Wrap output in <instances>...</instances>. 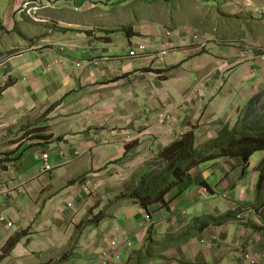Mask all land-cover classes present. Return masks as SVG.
<instances>
[{"label": "crops", "instance_id": "obj_1", "mask_svg": "<svg viewBox=\"0 0 264 264\" xmlns=\"http://www.w3.org/2000/svg\"><path fill=\"white\" fill-rule=\"evenodd\" d=\"M28 1L50 24L22 11ZM129 4L0 0V264H52L70 245L61 264H99L112 239L125 246L111 264H264V211L255 209L264 152L191 168L182 190L148 210L149 228L138 200L118 198L184 134L200 146L225 126L262 121L264 40L253 33L245 45L239 29L243 43L211 37L202 47L193 26L153 19L146 0L132 15ZM138 44L146 56L129 57ZM165 110L171 119L159 125ZM90 180L100 183L92 198ZM235 207L254 212L243 226L197 222ZM89 243L90 253L76 249Z\"/></svg>", "mask_w": 264, "mask_h": 264}, {"label": "trees", "instance_id": "obj_2", "mask_svg": "<svg viewBox=\"0 0 264 264\" xmlns=\"http://www.w3.org/2000/svg\"><path fill=\"white\" fill-rule=\"evenodd\" d=\"M245 126L239 125L233 128L225 126L219 132L217 139L209 144L215 148L214 150L219 155L211 153L208 148L195 147L193 131L186 133L180 140L175 141L159 153L158 159L153 163V169L142 177L138 186L121 194L118 198L138 200L146 211L157 205L164 207L167 204L166 196L173 188L183 189L184 177L191 168L220 157H240L248 162L254 154L264 152V116L261 125L250 124L247 128ZM258 172L259 181L255 188V209L262 211L264 210V160L259 165ZM234 216L233 213L229 212L217 218L210 216L197 219V222L203 225L222 224L233 219ZM151 238L152 234L149 231L147 239L151 240ZM13 245L14 241H10L7 247L11 248ZM68 255L69 252L63 254L62 259ZM144 255L136 257L137 261L150 259V256Z\"/></svg>", "mask_w": 264, "mask_h": 264}, {"label": "rangeland", "instance_id": "obj_3", "mask_svg": "<svg viewBox=\"0 0 264 264\" xmlns=\"http://www.w3.org/2000/svg\"><path fill=\"white\" fill-rule=\"evenodd\" d=\"M120 2L122 0H112V5L110 6L120 5ZM125 2L132 3L126 6L127 9H132V15L135 12L138 13L140 6L146 5L145 0H125ZM146 2L149 3V5H146L150 9L149 11L154 12H151L153 19L157 15L160 19L163 18L181 23V28L190 29V26H193L196 29L195 32L198 31L197 34L193 35V39L197 43L199 42L198 45L200 46H202V42H200L199 37L208 41L205 45L214 41L211 37L225 39L223 41L227 43L244 42L245 45H248L249 43L246 41L247 36L253 33L257 34L255 36L257 40H264V0H146ZM239 29L240 33L244 35L243 42H241V38L237 35ZM257 124L261 125L262 121L259 120ZM4 137L5 134H0V145L5 153L7 151V142ZM216 139L201 143L202 145L200 144V146L195 145V147L208 148V150H211V153L219 155L214 150L215 148L209 145ZM161 166H159L160 169H162ZM131 186H136L135 181L131 183ZM2 191L8 192L5 186L0 189V192ZM94 192L98 194L99 189ZM233 211L231 213L237 215ZM1 221L3 222L4 219L2 218ZM78 235L77 231L75 236ZM74 243L73 239L72 249H74ZM67 252L72 253L71 245L69 250L63 253Z\"/></svg>", "mask_w": 264, "mask_h": 264}, {"label": "clouds", "instance_id": "obj_4", "mask_svg": "<svg viewBox=\"0 0 264 264\" xmlns=\"http://www.w3.org/2000/svg\"><path fill=\"white\" fill-rule=\"evenodd\" d=\"M26 4H28V8H33V7H36L37 9H35V14L33 15V16H31V15H29L28 13H27V11H26V9H24V6L26 5ZM41 8V5H40V3H38L37 1H28V2H26V3H24L23 5H22V11H24L26 14H27V16L32 20V21H34V22H41V23H46V24H50V21L48 20V19H44V18H41L40 17V15H39V13H38V11H39V9ZM32 12V11H31ZM33 17H37L38 19H40V20H46V21H36V20H34L33 19ZM166 32L167 31H165V35H166ZM171 32V31H170ZM172 33V32H171ZM204 35V34H203ZM172 36V35H171ZM170 36V37H171ZM167 37V36H166ZM139 45V44H138ZM145 45V44H144ZM137 46V45H136ZM136 46H134L133 48H135ZM146 49H147V46H146ZM131 51V50H130ZM145 52H146V50H145ZM146 56V53H145V55L143 56V57H145ZM129 57H131V56H129ZM133 58H142V57H133ZM171 113V112H170ZM157 123L159 124V125H163V124H165V123H167V121L165 122V123H159L158 122V119H157ZM185 135V134H184ZM183 135V136H184ZM183 136H181L179 139H177V140H180ZM129 138H131V141H133L134 140V138L133 137H131V136H129ZM176 140V141H177ZM175 142V141H174ZM173 142V143H174ZM168 147V146H167ZM166 148V147H165ZM164 149V148H163ZM162 151V150H161ZM160 151V152H161ZM159 152V153H160ZM44 156H46V158L44 157ZM242 159V158H241ZM43 160L45 161V163L43 164V171L45 172V171H49L50 169H51V166L46 162L47 161V155H43ZM243 160V159H242ZM244 161V160H243ZM245 163H248L249 162V160H248V162H246V161H244ZM263 162V161H262ZM45 165H48L49 166V169H46L45 168ZM100 188V183L99 182H96V181H86V183H85V189H86V191L89 193V195H90V197L92 198L93 196H95V195H97L94 191L95 190H97V189H99ZM201 189H205V188H201ZM206 190V189H205ZM206 194L207 195H203L205 198L208 196V191L206 190ZM121 199H123V198H121ZM128 199V198H127ZM159 207H161V206H159ZM244 210H250V209H248V208H244V207H242V208H235L234 209V211L233 212H235V213H237V215H235L234 216V218H233V220L234 221H236V222H238V223H240V224H242V226L243 225H245V223H247V221H248V219H249V217H250V215H252V213H254V212H252V210H250L251 211V213L248 215V218L246 219V220H243V219H239L238 218V215L239 214H241V213H244ZM262 211H264V210H262ZM262 211H258L260 214H261V212ZM149 218H148V217ZM2 216H0V219L2 220ZM4 219V218H3ZM145 219H146V221H147V228H149V226H150V224H151V220H152V218H151V214L147 211L146 212V214H145ZM149 232V231H148ZM147 237H148V234H147ZM109 244H110V246H111V249L113 250V253H111V254H107V253H104V252H100V262H99V264H111V263H109V259H111V258H113V259H115V260H118L119 258H120V253H119V251H118V248L121 246V244H123L124 246H125V243H121L120 241H118V240H114V239H112V240H110L109 241ZM128 246L130 245L129 243L127 244ZM92 247V244L91 243H89V244H84L83 246H79V244H77L76 245V249L77 250H81L83 253H90L93 249L91 248ZM70 256V253H69V255L67 256V257H65L64 259H62V257H63V255H62V257L61 258H59L56 262H53L52 264H61V263H63L68 257ZM97 256H98V254H97ZM62 259V260H61ZM250 260H248V262H249ZM253 261V260H252ZM254 262V261H253ZM255 263V262H254ZM250 264V263H249ZM256 264V263H255Z\"/></svg>", "mask_w": 264, "mask_h": 264}, {"label": "built area", "instance_id": "obj_5", "mask_svg": "<svg viewBox=\"0 0 264 264\" xmlns=\"http://www.w3.org/2000/svg\"><path fill=\"white\" fill-rule=\"evenodd\" d=\"M24 9H26L27 13L31 16H33L35 14V9H37L36 7H33V8H28V4H26L24 6ZM32 11V12H31ZM34 20L36 21H46V20H40L38 19L37 17H33ZM172 35V33L170 31H167L166 32V36L167 37H170ZM199 40L200 42H202V46H205V43L207 42L205 39H202L199 37ZM145 50H146V45L144 44H139L137 45L135 48H133L130 52H129V56L131 57H143L145 55ZM164 54V52H163ZM264 57V56H262ZM157 119H158V122L159 123H165L166 121L170 120L171 119V114H170V111L168 110H165V111H162L160 112L158 115H157ZM46 158V156H44ZM45 168L46 169H49V166L48 165H45ZM202 195H207L206 194V190L205 189H202ZM251 213L250 210H244V213H241L238 215V218L239 219H243V220H246L248 218V215ZM148 217V216H147ZM149 218V217H148ZM250 264H255L252 260L249 261Z\"/></svg>", "mask_w": 264, "mask_h": 264}]
</instances>
